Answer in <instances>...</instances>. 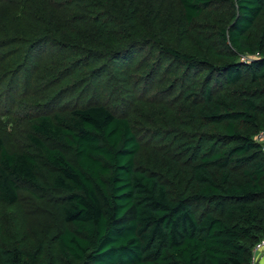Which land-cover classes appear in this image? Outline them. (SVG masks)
I'll return each mask as SVG.
<instances>
[{"label": "trees", "instance_id": "1", "mask_svg": "<svg viewBox=\"0 0 264 264\" xmlns=\"http://www.w3.org/2000/svg\"><path fill=\"white\" fill-rule=\"evenodd\" d=\"M263 131L264 0H0V264H251Z\"/></svg>", "mask_w": 264, "mask_h": 264}, {"label": "rangeland", "instance_id": "2", "mask_svg": "<svg viewBox=\"0 0 264 264\" xmlns=\"http://www.w3.org/2000/svg\"><path fill=\"white\" fill-rule=\"evenodd\" d=\"M243 55H245L246 57H248L249 58V60H251V59H253V57L254 56H251V55H247V54H241L240 55V58H241V60L242 61H244L243 59H242V56ZM259 137V136H258ZM263 142H264V135L260 138ZM17 209H18V215H20V214H22L21 212L22 211H25V210H27L28 209V207H27V205H25L24 204V202H22V204L21 205H19V204H17ZM27 221L24 223V227H26L25 228V230H24V232H21L22 234L21 235H19L20 236V238H21V236L23 235V233L24 234H26L27 236H31V237H33V238H35L33 235H31V234H33V230H39L40 228H38L36 225H34V223H33V221L32 220H28V219H26ZM22 221H23V219H22ZM14 229V228H13ZM4 236V237H3ZM2 240H4L5 241V243H7V244H9V242H10V238H11V233H9L8 235L7 234H4V235H2ZM31 242H32V240H31Z\"/></svg>", "mask_w": 264, "mask_h": 264}, {"label": "built area", "instance_id": "3", "mask_svg": "<svg viewBox=\"0 0 264 264\" xmlns=\"http://www.w3.org/2000/svg\"><path fill=\"white\" fill-rule=\"evenodd\" d=\"M244 61H250L245 55L242 56ZM264 135V131L259 134V139ZM264 257V238L258 242L253 249L251 264H264L261 260Z\"/></svg>", "mask_w": 264, "mask_h": 264}]
</instances>
